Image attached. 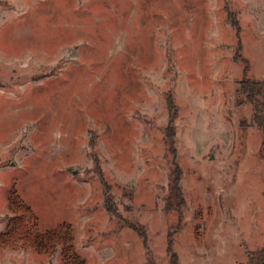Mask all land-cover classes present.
Returning a JSON list of instances; mask_svg holds the SVG:
<instances>
[{
	"label": "rangeland",
	"instance_id": "374dc122",
	"mask_svg": "<svg viewBox=\"0 0 264 264\" xmlns=\"http://www.w3.org/2000/svg\"><path fill=\"white\" fill-rule=\"evenodd\" d=\"M247 76L264 79V0H0V264H67L5 239L14 197L38 230L69 226L84 264L250 261L264 134Z\"/></svg>",
	"mask_w": 264,
	"mask_h": 264
},
{
	"label": "trees",
	"instance_id": "16d2710c",
	"mask_svg": "<svg viewBox=\"0 0 264 264\" xmlns=\"http://www.w3.org/2000/svg\"><path fill=\"white\" fill-rule=\"evenodd\" d=\"M240 89L247 100L252 103L254 109L253 118L264 134V79L255 80L247 76L240 82ZM180 178L181 172L172 176L170 197L166 204L167 210L176 209L180 212L186 203L179 183ZM173 197L176 202L171 201ZM10 204L14 211V216L9 219L10 221L5 230V236H11L5 238L7 241L13 242L18 239H24L32 247L34 246V248L42 252L54 251L60 245L63 260L67 264L85 263L73 248L74 235L71 233L69 226H66L64 230L63 227H57L42 232L38 230V215L30 205L25 204L17 197L10 199ZM171 248L172 246H170ZM249 260L246 263L241 262L239 264H264V247L253 251ZM175 264H178V262H175Z\"/></svg>",
	"mask_w": 264,
	"mask_h": 264
}]
</instances>
